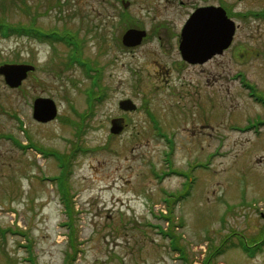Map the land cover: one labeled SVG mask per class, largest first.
Returning a JSON list of instances; mask_svg holds the SVG:
<instances>
[{
  "label": "rangeland",
  "instance_id": "rangeland-1",
  "mask_svg": "<svg viewBox=\"0 0 264 264\" xmlns=\"http://www.w3.org/2000/svg\"><path fill=\"white\" fill-rule=\"evenodd\" d=\"M58 2L0 0V23L29 26L39 11L36 24L46 32H77L84 60L102 69L106 97L89 106L90 76L77 63L63 65L71 47L0 34V67L35 66L23 91L10 90L0 76V133L25 141L23 123L33 139L31 151L0 140V264H68L71 240L78 250L72 264H264V255L238 246L256 239L264 213V125L250 130L247 120L263 117L264 107L237 76L245 71L248 88L264 91V21L240 22L235 45L246 44L239 60L228 53L182 76L166 73L170 62L157 50L124 49L128 22L117 26L120 5ZM230 4L237 12L260 9L264 0ZM37 98L55 102V120L34 119ZM128 99L135 111L119 107ZM116 118L126 125L120 135L110 132ZM55 155L69 159L72 221L53 181L63 172ZM188 190L181 202L167 203L169 193Z\"/></svg>",
  "mask_w": 264,
  "mask_h": 264
},
{
  "label": "flooded vegetation",
  "instance_id": "flooded-vegetation-1",
  "mask_svg": "<svg viewBox=\"0 0 264 264\" xmlns=\"http://www.w3.org/2000/svg\"><path fill=\"white\" fill-rule=\"evenodd\" d=\"M110 2H114L115 4L120 5L115 9L117 12V26H127L125 27V32L121 36V45L128 51L129 54H135L136 51L140 50H157V56L160 61L170 62V67L166 69V73H174L177 72L184 75V72L189 69H197L203 68L204 66L211 65V63L223 58L224 55L231 53L229 59L239 60L241 56L244 54L245 44L243 42L236 43L237 32L240 29V22H247V19H251L253 22L257 23L259 26L260 22L264 21V7L260 9H247L245 11H232L233 8L230 4V0H109ZM239 3L246 2L247 0H236ZM251 3L258 2L260 0H248ZM263 1V0H262ZM214 8H219L223 10L228 18L234 22L235 25V34L233 37L232 44L223 50L221 53H217L215 55L205 56V60L202 58H198L197 56L193 61H189L185 59L183 49L188 46L187 43V26L189 23L195 18V15L212 11ZM135 9H138L139 12H136ZM206 10V11H205ZM236 12V13H235ZM169 15L167 17H163L162 14ZM141 15L139 17L140 22H136L133 20L136 15ZM236 19H239V23ZM115 27V30L117 28ZM129 30H139L142 32L141 42L136 45L127 47L123 43V37L125 33ZM190 38H196V34L194 32L190 33ZM75 41L81 45V41L78 38H74ZM115 41L118 42V39L115 38ZM193 47H202L203 44L198 41L191 42ZM240 46V47H239ZM146 55V54H145ZM150 57V56H149ZM203 60V61H202ZM154 63H158L153 59ZM6 63V62H5ZM10 64V63H8ZM11 64H27L32 65L31 62H12ZM32 75L29 73L27 79ZM210 76V74H209ZM237 76L243 77L247 79V75L245 71L240 74L238 72ZM3 78V77H1ZM26 79V80H27ZM26 80L23 81L21 86L17 89L10 90H22L23 85ZM260 88V87H259ZM257 85H253V87H249V96L252 93H255L260 99L257 103H260L264 107V91L258 90ZM23 91V90H22ZM204 107L201 106L200 109ZM3 112L5 109L3 108ZM14 117L18 116L16 113H13ZM12 115V116H13ZM16 119H19L16 117ZM209 117H205V120L209 122ZM248 123L252 126H261L264 125V116H256L254 118H248ZM21 128L23 134L25 135V141L21 140V138L15 137V132L6 134L0 133V140H8L11 143L14 142L21 150L31 151L33 150V144H29V139L31 138L30 132L25 129V126L22 124ZM33 140V139H32ZM261 219V226L257 230V237L250 242H247V246L243 245L242 249L246 252H253L254 255L257 256L264 255V213H259Z\"/></svg>",
  "mask_w": 264,
  "mask_h": 264
},
{
  "label": "water",
  "instance_id": "water-1",
  "mask_svg": "<svg viewBox=\"0 0 264 264\" xmlns=\"http://www.w3.org/2000/svg\"><path fill=\"white\" fill-rule=\"evenodd\" d=\"M206 11V10H205ZM188 46L183 49L185 59L193 61L195 57L205 60V56H212L221 53L228 48L235 34L234 22L228 20L223 10L214 8L212 11H206L195 15L192 23L186 27ZM194 32L196 38H190V33ZM142 32L129 30L123 37V43L126 46H133L141 42ZM198 41L202 47H193L191 42ZM202 60V61H203ZM35 70L30 65H3L0 67V75L5 77V82L11 88H18L23 80L27 78L29 72ZM123 111H135L137 106L131 100H123L119 103ZM58 115V109L55 102L48 98H39L34 102L33 117L41 123H48ZM110 132L114 135H120L125 129L124 119L116 118L111 122Z\"/></svg>",
  "mask_w": 264,
  "mask_h": 264
},
{
  "label": "trees",
  "instance_id": "trees-1",
  "mask_svg": "<svg viewBox=\"0 0 264 264\" xmlns=\"http://www.w3.org/2000/svg\"><path fill=\"white\" fill-rule=\"evenodd\" d=\"M60 5V0L59 2L57 3ZM53 6V5H51ZM40 12L39 11H36L35 13H33V21L29 24V26H24V25H18L17 27L15 26H11L5 22H2L0 23V34L3 35L4 37H8L10 35V32L11 33H14V34H17V35H23V34H28L30 36H33V38H37L39 40H44V39H47L49 40L51 43L53 42H62V43H67L68 42V37H72V33L68 30H66L64 32V34L66 35H58L56 33H51L49 36L46 35V32H44V30L40 27L37 26L36 22H37V19L39 18L40 16ZM44 38V39H43ZM69 44V42L67 43ZM78 52V55L75 56V58L73 60H71L70 62H65L63 64H65L67 67L69 66H72L73 63L76 61L79 63L78 59H82V56H81V49L77 50ZM81 61V60H80ZM93 71L96 72V69H94V67H92ZM97 79L95 85L91 88V97L88 98V104L90 107H93L94 106V102L95 100H100L102 101L103 98L105 97V91L104 89L100 86V81H101V77H97V76H91V79ZM90 91V90H89ZM88 115V112L87 113H84V115L82 116V120H86L84 119V117H86ZM81 130V129H80ZM55 157L58 158V161L59 163H61V169L63 170V172L57 177V182L59 183L58 185V192H60L61 194V197H62V202L65 206V211H66V214L68 215L69 217V221L73 219V213L75 211V206H74V202H73V199H74V196L72 193H70V186L68 185V173L70 171H68L69 169V162L67 160L69 159H66L65 156H59V155H55ZM71 173V172H70ZM192 185L190 186V189H191ZM167 193V192H165ZM189 190H188V193L183 195V196H180L179 193L178 194H169V201H167L168 204H170V202H174V203H178V202H181V199H185L187 196H189ZM177 196H180V199L177 200ZM168 200V199H167ZM169 215H165L163 218L167 221V220H171L173 219V216L170 215L172 214V211H170L168 213ZM169 222V221H167ZM22 233V232H20ZM172 244L174 245V249L175 250H179L182 254H183V257L185 258L186 255H188V252L184 249H181L180 248V245H179V242L177 239V236L174 238V235L172 237ZM71 248L74 250V252L70 253V255H68V264H72L75 260H76V256H77V248L75 246V241L71 240ZM222 248V249H221ZM219 250L217 251L216 255L217 254H220V253H224L225 250H226V247L224 248L223 246L218 248ZM222 251V252H220ZM215 255V254H214Z\"/></svg>",
  "mask_w": 264,
  "mask_h": 264
},
{
  "label": "bare ground",
  "instance_id": "bare-ground-1",
  "mask_svg": "<svg viewBox=\"0 0 264 264\" xmlns=\"http://www.w3.org/2000/svg\"><path fill=\"white\" fill-rule=\"evenodd\" d=\"M227 17V16H226ZM228 19V18H227ZM137 31H139V30H137ZM139 32H141V31H139ZM127 47H130V46H127ZM64 66H66L65 64H63ZM102 69H98L96 72H94V73H91L90 75L91 76H97V77H102V71H101ZM48 99H51V98H48ZM52 100V99H51Z\"/></svg>",
  "mask_w": 264,
  "mask_h": 264
}]
</instances>
